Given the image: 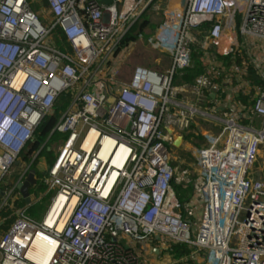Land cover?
<instances>
[{
    "label": "built area",
    "instance_id": "2783aa9c",
    "mask_svg": "<svg viewBox=\"0 0 264 264\" xmlns=\"http://www.w3.org/2000/svg\"><path fill=\"white\" fill-rule=\"evenodd\" d=\"M44 1L38 13L28 0H0V228L8 222L0 264H189L198 255L205 264H264V171L256 167L264 125L230 118L219 134L203 128L209 95L221 88L216 73L184 80L198 50L223 57L250 39L264 45V0ZM153 13L160 21L149 43L170 56L171 66L136 65L127 77L122 42L133 30L141 37L137 24ZM55 30L67 50L51 38ZM232 68L239 71L223 66L217 73ZM68 93L48 135H59L61 147L38 177L44 194L56 189L55 196L36 220L28 207L39 198L16 207L17 185L47 142L31 162L23 155ZM251 111L264 119V90ZM195 135L206 143L193 166L178 170L173 148ZM175 184L191 195L178 198ZM5 208H14L12 217L2 216ZM39 242L45 247L34 258ZM172 243L189 245L191 254L174 258Z\"/></svg>",
    "mask_w": 264,
    "mask_h": 264
},
{
    "label": "rangeland",
    "instance_id": "374dc122",
    "mask_svg": "<svg viewBox=\"0 0 264 264\" xmlns=\"http://www.w3.org/2000/svg\"><path fill=\"white\" fill-rule=\"evenodd\" d=\"M156 14L157 13H153V14H151V16L146 14L144 16V19H149L150 21L147 24V26L145 27V29L142 31V36L139 37L135 42L126 46V51L129 50L128 59L124 61L125 75L127 77L129 76L132 69L136 65L146 66V67H149L151 69L158 70V71H165L166 69H168L171 66L170 56L167 53H164L158 49L153 48L152 45L149 43L151 38H153V36L155 35V33L158 29V23L160 21L159 20L160 17H158ZM46 19L47 18H45V17L43 18V20L45 22H47ZM139 25H140V23L137 24V26H139ZM51 38H53L56 45L60 47V43L58 45V43L56 42V39H57L56 32H55V34H53L51 36ZM238 50H240V52H238V54H236L234 58H236V56H238L241 59V64L235 63L231 67L238 65L239 71H235L234 68H232V70H228L229 74L235 73L239 77V82H236V83L233 82V85L236 88L248 86L246 84L247 83L246 80L244 78H243V80H240V77L243 76V73L248 74L249 69L250 70L254 69L257 74L264 77V45L253 43V39H250L248 44L241 45L238 48ZM208 56L209 57H206L203 55L201 57V60L203 61V63H205V65L207 67V71H210L212 73H216L214 78L221 77L222 76L221 73L218 74L217 73L218 70H215V66L219 67V65H220V59H219L220 55L209 54ZM180 82L181 81H179V79L177 77L174 79V84H177ZM203 101L204 100H202V103H201L202 106H203ZM206 108H207V106H206ZM200 120L201 119H198L197 121L200 122ZM201 123H203V122L201 121ZM245 123H248V122L245 121ZM202 125H203V128L205 127L209 131H213V133H215V134H219L221 132L222 128L224 127V125L219 126V127H221V129H220L219 127H217V128L211 127V126L207 125L206 123H203ZM259 127L254 126V128H257V129ZM192 129L196 130L194 128H192ZM218 130H220V131H218ZM45 142H47L45 147L50 148V153L52 155L51 162H48V160H47L48 155L41 152L39 157L33 162L31 168L33 169V167H35L36 169H38L42 172H46V174H48L47 170L51 166L53 161L55 160V157L57 156L59 149L61 147L62 141H61V139L53 141V139H49L47 137ZM205 143L206 142H205V139L203 137H199V136L195 135V137L193 136V138L190 141H188L187 143H185L184 146L173 148V151H172L173 152V159L171 161L172 165L174 167H176V165H178L179 166L178 170H185L186 168L193 166L194 162H195L193 154L195 153V151L197 150L198 147L205 145ZM260 155H261V158L258 157V161H257L258 163L256 164V167H259V165L260 166L262 165L261 161H262V158H264V144L261 146ZM33 157L34 156L31 155L30 162L32 161ZM37 184H39V183H37ZM173 187L175 189V192H176L178 198H180L181 200H184L188 196L191 195L192 190L189 188L180 186L179 184H175V185H173ZM35 188L37 190H39L41 188L40 184L37 185V187H35ZM55 191H56V189H53L50 193H48V195L45 197L44 200L37 202V204L35 205V208L38 209L37 211L39 212L38 216L35 217L36 220L42 219L43 215L49 209V207L52 203V200L55 196ZM38 196H40V194ZM34 197H36V196H34ZM13 211H14V208H12L9 211V215H11ZM11 217H12V215H11ZM10 219H12V218H10ZM4 231L5 230L2 229L0 233H3Z\"/></svg>",
    "mask_w": 264,
    "mask_h": 264
},
{
    "label": "trees",
    "instance_id": "16d2710c",
    "mask_svg": "<svg viewBox=\"0 0 264 264\" xmlns=\"http://www.w3.org/2000/svg\"><path fill=\"white\" fill-rule=\"evenodd\" d=\"M28 1L30 2L32 9L38 13H41L46 7L44 0H28ZM148 23H149V19H145L142 23H140L139 26L136 27L139 29V33H142V31L145 29V27L147 26ZM56 36H57L56 42L58 43V45L60 43V48L63 50H67L69 47H68L67 43H66V45L64 44L65 39L63 38V36L61 35L59 30L56 31ZM139 37H140L139 34L134 33V30H133L124 38L122 44L123 45H129V44L135 42ZM62 42H63L64 46L61 45ZM203 55H204V53L200 52L199 50L194 53L193 68L188 69L187 74L184 76V79L186 81L192 82V81H194V79L198 75H200L202 73H207V67L203 63V61L201 60V57ZM234 57L235 56H231V55L223 56V57L219 56L220 65H219V67L215 66V70L219 71L222 69L223 66L230 68L235 63L241 64V59L238 56H236V58H234ZM228 77H231L232 79H234V81H233L234 83L239 82V78H238V81L236 80L237 76L235 73H232V74L228 73ZM243 78L246 80V82L250 83L252 95L256 93L257 89L264 90V79L262 78L261 75L257 74L254 69H251V70L249 69L248 74L243 73V76L240 77V80H243ZM222 79H224L223 75L221 77L214 78V81L219 83V81H222ZM70 98H71V94L68 93L67 95L61 96L58 99L56 112L50 116H47L43 120V122L40 124L39 128L36 131L34 141L32 142L29 151L23 155L24 161L28 162L30 160V155L33 154V152L37 151L43 145V143L47 139L48 135L50 134L51 130L54 128V126L58 122L59 117H60V111L64 110L68 106ZM245 105H246V107L251 106L250 104H247V102ZM52 139H53V141L59 140L60 136L55 135V136H53ZM42 153L47 154L48 155L47 160H48V162H51L52 155L50 153V150L45 147L43 149ZM33 168L36 169L35 167H33ZM37 174L39 175L40 178L47 175L46 172H37ZM38 183L40 184L41 188L39 190H37L35 187H37V185H39V184H36L35 186H33L31 188L30 192L32 195L34 194V196L39 198V200H38V202H39L41 200H44L48 194H44L45 190H46L45 185L39 180H38ZM39 194H40V196H38ZM0 198H1V193H0ZM24 204H25V201H24L23 197H21V199H19L18 201L15 202L16 207L24 206ZM36 204H37V202L34 205L32 204L28 207L29 215H31L34 218L37 217L38 213H39L37 211L38 209L35 208ZM10 210H11L10 208H5L4 211H2V215L3 216L8 215ZM7 224H8V222L6 221L5 224H3L1 226L0 232L2 229L5 230V228L7 227ZM167 252L171 256H173L174 258L187 257L191 254L192 247H190L189 245L184 244V243H182V244L172 243L168 247Z\"/></svg>",
    "mask_w": 264,
    "mask_h": 264
},
{
    "label": "crops",
    "instance_id": "0c3cea01",
    "mask_svg": "<svg viewBox=\"0 0 264 264\" xmlns=\"http://www.w3.org/2000/svg\"><path fill=\"white\" fill-rule=\"evenodd\" d=\"M224 76V79L222 81H219V84L221 88L218 91H215L212 93V95H209V100L207 103V108L205 106V109L208 110L211 117H209V126L217 128L221 125H225L224 120L235 118L237 121H239L243 125L248 126H257L261 128L264 124V119L260 116H256L252 111V104L255 100V98L258 95V92L261 91V89H257L255 94H251V85L250 83H246L248 86L243 87H235L233 85L234 79L231 77L228 78V72H224L221 74ZM237 76V74H236ZM238 76L236 77V80L238 81ZM264 79V77L262 76ZM226 80V82H225ZM229 84V85H228ZM232 98L233 103L229 101V98ZM247 104H250L251 106L246 107ZM233 104V105H231ZM202 121V120H201ZM200 121V122H201ZM248 122V123H245ZM205 123V122H204ZM194 129L197 130V126L194 125ZM221 129V127H219ZM200 129V128H199ZM217 130V129H216ZM195 131V130H194ZM220 131V130H218ZM217 132V131H216ZM185 145V144H184ZM261 158V155H259ZM262 165L260 169L264 171V158H262L261 161ZM257 167V168H259ZM37 172H42L37 169ZM264 174V172H263ZM38 176V174H37ZM39 177V176H38ZM34 196V194L32 195ZM24 205H27L26 203ZM156 245H159V240L157 241ZM161 245V244H160ZM169 261L165 260L163 264H168ZM189 264H205V260L203 257L199 256L195 259H193L192 262Z\"/></svg>",
    "mask_w": 264,
    "mask_h": 264
},
{
    "label": "water",
    "instance_id": "95a60500",
    "mask_svg": "<svg viewBox=\"0 0 264 264\" xmlns=\"http://www.w3.org/2000/svg\"><path fill=\"white\" fill-rule=\"evenodd\" d=\"M104 3H109L111 0H100ZM181 137L175 141L176 145L180 144ZM50 150V148H49ZM38 183V176H37V170L36 169H31L24 180L20 181L17 185V188L23 197L24 201L26 204H31L32 203V194L30 192L31 188L35 186ZM156 240H161L160 235L156 236ZM156 253H159V249L155 248L154 250Z\"/></svg>",
    "mask_w": 264,
    "mask_h": 264
},
{
    "label": "bare ground",
    "instance_id": "6f19581e",
    "mask_svg": "<svg viewBox=\"0 0 264 264\" xmlns=\"http://www.w3.org/2000/svg\"><path fill=\"white\" fill-rule=\"evenodd\" d=\"M89 141L90 142H93L94 141V136H91L90 137V139H89ZM110 146H111V142L110 141H106L105 142V146H104V151L105 152H107L108 150H109V148H110ZM122 156H123V153H119L118 155H117V157H116V159H115V162L118 164V163H120L121 162V158H122ZM75 162V159L73 160V163ZM79 175H74V177L75 178H77ZM62 198V197H61ZM58 207H59V204H56L55 206H54V208H53V210H52V214H55L56 212H57V209H58ZM49 222H50V219H49ZM62 227V224H60V228ZM38 247H39V249H38V253H37V255L36 256H34V258H38V256H40V253H41V251L44 249V247H45V244L43 243V242H39V244H38Z\"/></svg>",
    "mask_w": 264,
    "mask_h": 264
}]
</instances>
